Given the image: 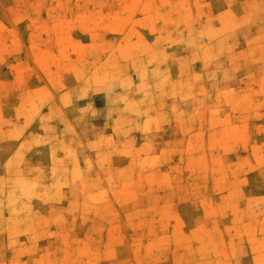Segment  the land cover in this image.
Masks as SVG:
<instances>
[{
    "label": "rangeland",
    "instance_id": "obj_1",
    "mask_svg": "<svg viewBox=\"0 0 264 264\" xmlns=\"http://www.w3.org/2000/svg\"><path fill=\"white\" fill-rule=\"evenodd\" d=\"M0 264H264V0H0Z\"/></svg>",
    "mask_w": 264,
    "mask_h": 264
}]
</instances>
